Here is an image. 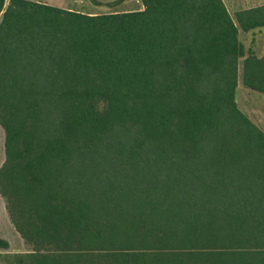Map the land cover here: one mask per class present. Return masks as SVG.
<instances>
[{"label":"trees","instance_id":"obj_1","mask_svg":"<svg viewBox=\"0 0 264 264\" xmlns=\"http://www.w3.org/2000/svg\"><path fill=\"white\" fill-rule=\"evenodd\" d=\"M0 0V264H264V56L224 0ZM114 9V10H112Z\"/></svg>","mask_w":264,"mask_h":264},{"label":"rangeland","instance_id":"obj_2","mask_svg":"<svg viewBox=\"0 0 264 264\" xmlns=\"http://www.w3.org/2000/svg\"><path fill=\"white\" fill-rule=\"evenodd\" d=\"M9 0H6L7 3ZM60 7L71 8L74 10L99 13L110 11L97 7L89 0H38ZM229 11L234 16L235 12L243 7L259 6L264 4V0H224ZM142 0H130L125 4L115 8L118 11H128L143 8ZM114 10V9H112ZM239 38L245 45L246 55L253 51L259 57L264 56V28H255L249 31H239ZM243 65L244 57L239 59V84L237 87L236 100L239 108L262 130H264V93L252 90L243 84ZM5 134L0 125V167L5 161ZM0 237L10 242L8 251L10 252H27L30 247L25 243L21 234L16 230L12 223L6 204L0 193Z\"/></svg>","mask_w":264,"mask_h":264},{"label":"crops","instance_id":"obj_3","mask_svg":"<svg viewBox=\"0 0 264 264\" xmlns=\"http://www.w3.org/2000/svg\"><path fill=\"white\" fill-rule=\"evenodd\" d=\"M249 7H250V6H249ZM245 8H248V7H243V8H241V9H245ZM258 28H261V29H262V28H264V27H258ZM253 30H254V29H253Z\"/></svg>","mask_w":264,"mask_h":264}]
</instances>
